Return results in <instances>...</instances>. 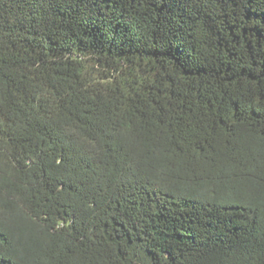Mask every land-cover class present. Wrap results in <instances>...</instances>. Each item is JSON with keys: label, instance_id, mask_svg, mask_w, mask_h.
I'll return each mask as SVG.
<instances>
[{"label": "trees", "instance_id": "16d2710c", "mask_svg": "<svg viewBox=\"0 0 264 264\" xmlns=\"http://www.w3.org/2000/svg\"><path fill=\"white\" fill-rule=\"evenodd\" d=\"M0 264H264V0H0Z\"/></svg>", "mask_w": 264, "mask_h": 264}]
</instances>
